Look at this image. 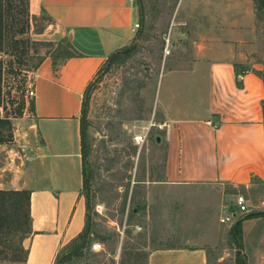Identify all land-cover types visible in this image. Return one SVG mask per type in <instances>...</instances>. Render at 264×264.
Wrapping results in <instances>:
<instances>
[{"label": "rangeland", "instance_id": "1", "mask_svg": "<svg viewBox=\"0 0 264 264\" xmlns=\"http://www.w3.org/2000/svg\"><path fill=\"white\" fill-rule=\"evenodd\" d=\"M237 1L228 0L224 9L188 18L225 21L227 26L218 28L219 34L230 31L229 24L237 19V37L227 35V43L216 47L240 55L235 64L242 74L251 71L263 78L264 4ZM4 3L6 40L0 59L5 67L2 86L7 107L0 111L9 123L0 125L4 135L0 189H15L25 182L38 136L31 127L32 71L56 44L50 19L32 15L28 0ZM176 6L174 0H144V23L141 20L128 46L131 50L119 53L121 57L104 68L92 87L87 102L84 193L91 206L94 239L82 257L62 264H148L152 249L166 247H204L208 264H238L241 250L231 233L233 223H223L221 215L240 194L248 199L251 211L264 210V182L258 179L252 188L160 181L166 145L157 120L163 101L179 99L181 108L200 115L208 99V60L195 59L199 45L193 38L182 43L171 36ZM189 34L198 35V30L190 29ZM262 107L264 113V100ZM147 128L148 139L137 143L134 135ZM254 225L244 238L242 259L245 264H264V218ZM20 235L12 227L0 232V264H25ZM95 242H101L102 249L95 250Z\"/></svg>", "mask_w": 264, "mask_h": 264}, {"label": "crops", "instance_id": "2", "mask_svg": "<svg viewBox=\"0 0 264 264\" xmlns=\"http://www.w3.org/2000/svg\"><path fill=\"white\" fill-rule=\"evenodd\" d=\"M174 1L171 36L182 43L193 38L199 45L195 59L208 60V99L200 115L181 108L179 99L163 101L157 120L166 145L160 181L252 188L256 179L264 182V78L251 71L242 74L235 64L240 55L216 47L227 43V35L237 37V19L229 24L230 31L219 34L225 21L188 18L224 9L228 0ZM29 7L32 15L50 19L56 48L32 71L31 127L38 136L25 182L13 188L31 191L32 231L24 239L29 250L25 264H55L60 249L84 230L90 211L82 134L86 90L106 61L132 43V26L144 23V0H29ZM190 29L198 35H190ZM230 202L226 208L235 203ZM263 218L242 221L241 252L245 236ZM148 264H208V254L204 247L155 248Z\"/></svg>", "mask_w": 264, "mask_h": 264}, {"label": "trees", "instance_id": "3", "mask_svg": "<svg viewBox=\"0 0 264 264\" xmlns=\"http://www.w3.org/2000/svg\"><path fill=\"white\" fill-rule=\"evenodd\" d=\"M264 4V0H261ZM29 5V0H28ZM4 0H0V51L5 48V30L6 22L4 17ZM131 50V47H125L112 55L102 67L98 76L104 71V68L109 66L114 59L120 58L117 57L119 53H125ZM41 62V61H40ZM40 64V63H39ZM38 64V65H39ZM37 65V66H38ZM36 66V67H37ZM4 62L0 59V109L6 108L4 102L3 94V76H4ZM97 76L88 86L85 94V100L83 105V115H82V134H83V156H84V171H85V186L88 185V179L86 177V162H87V153H88V143H87V102L89 95L91 93L92 87L99 78ZM264 78V76H263ZM33 101L31 103V108H33ZM9 121L1 117L0 111V125H6ZM3 131L0 130V141L4 140ZM88 208L91 211V206L88 197ZM90 211L88 213L87 223L84 230L74 238L66 247L68 248L63 253H59L55 264H62L65 261H70L75 257H82L85 254V249L91 248L93 241V231L90 220ZM257 216H264V210H255L251 211L244 216L240 217L235 224L233 225L231 231L235 241L240 244L242 241L241 233V223L246 218H252ZM13 223V224H12ZM17 228L21 232L20 235V245L19 249L24 252L23 261L26 262L29 250L24 246L23 240L30 234L32 231V215H31V191L29 189H0V232L7 228ZM238 264H245L242 259V253L238 252L237 254Z\"/></svg>", "mask_w": 264, "mask_h": 264}, {"label": "built area", "instance_id": "4", "mask_svg": "<svg viewBox=\"0 0 264 264\" xmlns=\"http://www.w3.org/2000/svg\"><path fill=\"white\" fill-rule=\"evenodd\" d=\"M141 26H142L141 21L135 22L134 25L132 26V31L137 32ZM168 46H169V43H168ZM32 94H33V90H32ZM149 132H150V128H147L144 131H141L140 133H136L134 135L135 141L137 143H144L148 139ZM251 210L252 209L248 203V199L246 198V196L243 194H240L238 195L235 203L227 207L225 212L222 213L221 221L223 223H234L236 216L238 215L242 216L244 214L251 212ZM93 248L95 250L102 249V243L101 242L93 243Z\"/></svg>", "mask_w": 264, "mask_h": 264}, {"label": "water", "instance_id": "5", "mask_svg": "<svg viewBox=\"0 0 264 264\" xmlns=\"http://www.w3.org/2000/svg\"><path fill=\"white\" fill-rule=\"evenodd\" d=\"M67 43H68V41H65L64 43H62V44L60 45L58 51H62ZM158 140H159V141L161 140V137H160V136H158Z\"/></svg>", "mask_w": 264, "mask_h": 264}]
</instances>
